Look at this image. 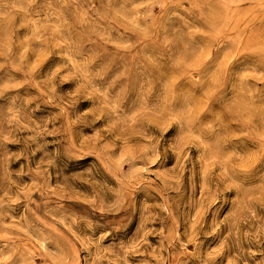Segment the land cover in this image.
Segmentation results:
<instances>
[{
	"label": "rangeland",
	"instance_id": "1",
	"mask_svg": "<svg viewBox=\"0 0 264 264\" xmlns=\"http://www.w3.org/2000/svg\"><path fill=\"white\" fill-rule=\"evenodd\" d=\"M0 264H264V0H0Z\"/></svg>",
	"mask_w": 264,
	"mask_h": 264
}]
</instances>
